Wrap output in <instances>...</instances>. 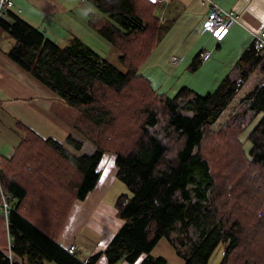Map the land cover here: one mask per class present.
I'll return each mask as SVG.
<instances>
[{"label":"trees","instance_id":"trees-1","mask_svg":"<svg viewBox=\"0 0 264 264\" xmlns=\"http://www.w3.org/2000/svg\"><path fill=\"white\" fill-rule=\"evenodd\" d=\"M87 2L117 63L76 36L60 46L17 15L0 21L12 41L8 59L77 109L73 128L95 146L84 154L70 135L61 143L16 123L22 137L0 156V264H94L101 255L107 264H165L150 255L162 237L183 264H212L220 252L218 264H264V79L210 130L251 77L264 76V48L252 41L212 92L182 87L168 96L139 73L164 34L153 2ZM260 113L245 151L239 134ZM104 153L127 189L114 204L122 224L81 262L57 241L76 202L97 186Z\"/></svg>","mask_w":264,"mask_h":264},{"label":"crops","instance_id":"crops-1","mask_svg":"<svg viewBox=\"0 0 264 264\" xmlns=\"http://www.w3.org/2000/svg\"><path fill=\"white\" fill-rule=\"evenodd\" d=\"M12 1L8 17L17 15L60 46L66 45L73 36L82 39L89 32L97 33V26L103 21L87 0H81L80 4L75 0ZM151 1L159 19L173 24L149 57L163 65L171 58V75L179 74L180 78L189 80L186 85L198 94L213 91L255 36L264 32V0H213L221 9L233 10L239 17L220 40H215L203 26L209 12L207 3L200 0ZM75 7L78 9L76 13L73 11ZM11 45L10 38L0 32V112L10 118L5 129L0 127V156L10 157L22 137L16 123L43 138L61 143L70 135L81 142V152L84 153L86 141L73 128L76 113L8 59L6 52ZM163 54L164 59L160 62ZM195 57L200 62L195 70H191L190 64ZM104 157L97 186L85 200L76 202L57 241L64 249L70 244L75 245L81 262L103 251L122 224L114 208L116 198L107 196L116 178L114 156L104 153ZM94 264H107L104 255ZM117 264L129 263L120 261ZM133 264H140V261Z\"/></svg>","mask_w":264,"mask_h":264},{"label":"rangeland","instance_id":"rangeland-1","mask_svg":"<svg viewBox=\"0 0 264 264\" xmlns=\"http://www.w3.org/2000/svg\"><path fill=\"white\" fill-rule=\"evenodd\" d=\"M77 4L81 3V0H75ZM88 6V4H84ZM84 9V8H82ZM76 13L78 11L77 7L73 9ZM94 22V21H93ZM173 23L171 21H162L164 33L171 27ZM79 35V33H77ZM78 37V36H77ZM86 45L92 48L95 52L100 55L107 57L109 60L117 63L118 52L113 47H111L108 42H106L103 38H101L97 33L89 32L87 36H83L81 39ZM184 43V39L182 41ZM189 42L185 43L187 45ZM163 44H161V50L163 49ZM152 53V52H151ZM150 53V54H151ZM148 57L145 59L143 64L139 67V73L144 76L150 83L151 87L155 89L157 92L166 93L168 96H172L176 93V90L182 87L188 88L189 86L186 85L190 81L185 78H180L179 74L171 75L173 72V65L171 58L167 59V63L165 65L160 64L158 61L154 60L153 58ZM164 59V54L160 57V62ZM259 79H264L263 75L257 74L251 77L250 81L243 87L237 97L233 100L231 105L225 110V112L221 115L219 119L215 122L213 127L210 128L212 131L213 129H218L221 124L225 122V120L233 113L235 107L238 105L240 97L250 91L252 87L259 81ZM216 87V86H215ZM214 87V88H215ZM190 88V87H189ZM188 88V89H189ZM214 88L212 90H214ZM191 90L194 91L192 88ZM170 92V94H168ZM174 92V93H173ZM212 92V91H211ZM205 94V93H203ZM63 103V102H62ZM63 105H65L63 103ZM66 106V105H65ZM68 107V106H67ZM74 113H76V117L79 116V111L77 109L71 108ZM1 110V109H0ZM262 114H258L253 117L245 126L243 131L239 134V139L243 141V148L245 151L249 148V142L247 141V136L251 130V128L256 124L258 119ZM10 120L8 116L5 115L4 112H0V127L5 129L7 127V123ZM85 140V139H83ZM19 141V140H18ZM85 144L83 145V152L84 154H92L95 151V147L92 143L85 140ZM247 153V152H246ZM110 156H113L110 154ZM234 178V177H233ZM233 178H230V182H233ZM119 192V195L117 194ZM127 193V189L125 185L115 178L114 183L110 187L109 193L107 196L117 198L121 194ZM262 218L260 217V220ZM221 253V252H220ZM220 253H215L213 258L211 259L212 264H218L221 260ZM150 255L153 257H162L165 260V264H183L182 257L178 255L172 246L171 243L165 237L160 238L153 248L150 251Z\"/></svg>","mask_w":264,"mask_h":264},{"label":"built area","instance_id":"built-area-1","mask_svg":"<svg viewBox=\"0 0 264 264\" xmlns=\"http://www.w3.org/2000/svg\"><path fill=\"white\" fill-rule=\"evenodd\" d=\"M201 3L209 5V12L203 26L209 31L210 35L215 40L223 38L224 34L232 27L233 24L238 22V14L233 10H223L218 7L213 0H200ZM13 7L12 0H0V21L7 20L9 11ZM255 47L264 48V32L260 36H255ZM8 196L2 195V208L7 213L6 200ZM69 254L76 253L75 245H68L66 248Z\"/></svg>","mask_w":264,"mask_h":264}]
</instances>
